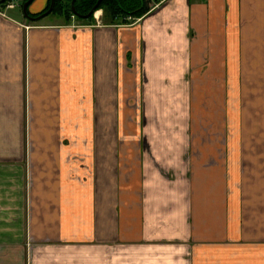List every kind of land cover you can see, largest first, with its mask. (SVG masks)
<instances>
[{"label":"crops","instance_id":"1","mask_svg":"<svg viewBox=\"0 0 264 264\" xmlns=\"http://www.w3.org/2000/svg\"><path fill=\"white\" fill-rule=\"evenodd\" d=\"M98 16L0 8V264H264V0Z\"/></svg>","mask_w":264,"mask_h":264},{"label":"trees","instance_id":"2","mask_svg":"<svg viewBox=\"0 0 264 264\" xmlns=\"http://www.w3.org/2000/svg\"><path fill=\"white\" fill-rule=\"evenodd\" d=\"M3 0H0V3ZM16 0H8V2H13ZM29 0H26L27 3ZM100 0H77L76 10L78 12L77 19L80 21H85L84 17H87L98 5ZM73 0H56V6L53 11V14H56L57 17L65 18L68 22L72 20L75 16L72 10ZM52 0L48 9L43 13L46 14L51 8ZM3 5H0V8H3ZM150 2L148 0H103L97 12L104 10L106 15L110 17V20L113 24L117 23L119 20H124L125 18H137L141 19L150 12ZM42 14V15H43ZM31 17L37 18L39 16ZM95 18L92 16L87 21H94Z\"/></svg>","mask_w":264,"mask_h":264},{"label":"rangeland","instance_id":"3","mask_svg":"<svg viewBox=\"0 0 264 264\" xmlns=\"http://www.w3.org/2000/svg\"><path fill=\"white\" fill-rule=\"evenodd\" d=\"M149 2H150V12L152 11V10H154V9H156L157 7H159L165 0H148ZM25 2H26V0H17V2L15 3V2H11V6L10 5H8L7 6V10H21V8L24 6V4H25ZM49 3H50V0H49ZM49 5V4H48ZM49 7V6H48ZM5 7H3V9H4ZM48 9V8H47ZM46 9V10H47ZM45 10V11H46ZM44 11V12H45ZM43 12V13H44ZM149 12V13H150ZM99 13H101V15L100 16H98V14L95 16V19H96V17L98 16V17H100V18H102V20L104 21V24H113L112 23V21L110 20V17H108L107 15H106V13L104 12V10H101V11H99ZM56 14H51V15H49L48 17H46L45 18V20H47L46 21V23H56ZM145 17V16H144ZM142 19V18H141ZM64 20H66L65 18H64ZM140 19H137V18H128V19H124V20H119L117 23H115V24H119V25H122L123 27H132L135 23H137L138 21H139ZM96 20H94L93 22H95ZM66 22H68L67 20H66ZM92 22V21H91ZM38 23V21L37 22H34V23H30L29 22V28H31V27H40L39 26V24H37ZM70 23V22H69ZM78 23H81L82 24V22L80 21V22H78ZM77 23V24H78ZM35 24V25H34ZM83 24H86V22H83ZM47 25H50V24H47ZM52 25H50L49 27H51ZM68 126H70V128L68 127ZM85 129H86V125H85V123H78V124H76V125H74V124H72V123H70V124H65V126H64V128H63V131H69V130H73V132H78V131H82V132H85ZM74 143H76V142H74V140H66V139H64L62 142H61V145H65V146H70V145H74Z\"/></svg>","mask_w":264,"mask_h":264},{"label":"water","instance_id":"4","mask_svg":"<svg viewBox=\"0 0 264 264\" xmlns=\"http://www.w3.org/2000/svg\"><path fill=\"white\" fill-rule=\"evenodd\" d=\"M35 0H29V2L26 3L25 5V8H24V13H25V16L29 19V20H32V21H40L41 19H44L46 17H48L49 15H51L55 9V6H56V0H52V5H51V8L49 10V12H47L46 14H44L43 16H41L39 19H33L31 18L29 15H28V9L29 7L34 3ZM103 0H100L98 5L95 7V9L91 12V14L87 17H84V19H88L90 18L91 16H93L94 14L97 13V10L98 8L100 7L101 3H102ZM7 2V0H3L0 5L2 4H5ZM76 3H77V0H73L72 2V10H73V13L74 15H76L78 17V12L76 10Z\"/></svg>","mask_w":264,"mask_h":264},{"label":"flooded vegetation","instance_id":"5","mask_svg":"<svg viewBox=\"0 0 264 264\" xmlns=\"http://www.w3.org/2000/svg\"><path fill=\"white\" fill-rule=\"evenodd\" d=\"M36 1H37V0H35L34 3H35ZM13 2L16 3L17 0H16V1H13ZM28 2H29V1H28ZM34 3H33V4H34ZM33 4H32V5H33ZM8 5L11 6V2H8V0H7V2L3 5V7L7 8ZM25 5H26V3H25L24 6L21 8V11L23 12L24 17H25L28 21H30V22H32V23L37 22V21L29 20V19L25 16V13H24ZM32 5H31V6H32ZM51 5H52V4H51ZM31 6H30L29 9H28V15L31 14V13H30V8H31ZM48 12H49V11H48ZM98 13H99V12H97L96 14L93 15L94 18H95V16H96ZM42 14H43V13H41V14H39V15H42ZM73 14H74V13H73ZM31 15H32V14H31ZM39 15H36V16H39ZM43 15H44V14H43ZM43 15H42V16H43ZM29 16H30V15H29ZM33 16H35V15H33ZM30 17H31V16H30ZM40 17H41V16H40ZM40 17H37V18L31 17V18H33V19H39ZM91 17H92V16H91ZM91 17H90V18H91ZM90 18H88V19H84V20L87 21V20H89ZM44 19H45V18H44ZM41 20H43V19H41ZM41 20H40V21H41ZM72 20L80 21V20L77 19V16H76V15L72 18ZM95 20H96V19H95ZM92 22H93V21H92Z\"/></svg>","mask_w":264,"mask_h":264}]
</instances>
